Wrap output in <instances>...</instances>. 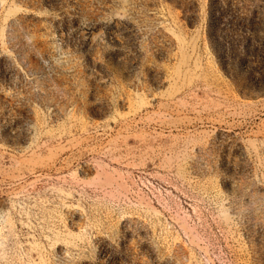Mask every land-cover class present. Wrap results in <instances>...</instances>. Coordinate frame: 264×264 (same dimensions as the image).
I'll return each mask as SVG.
<instances>
[{
    "label": "rangeland",
    "instance_id": "rangeland-1",
    "mask_svg": "<svg viewBox=\"0 0 264 264\" xmlns=\"http://www.w3.org/2000/svg\"><path fill=\"white\" fill-rule=\"evenodd\" d=\"M0 264H264V0H0Z\"/></svg>",
    "mask_w": 264,
    "mask_h": 264
}]
</instances>
